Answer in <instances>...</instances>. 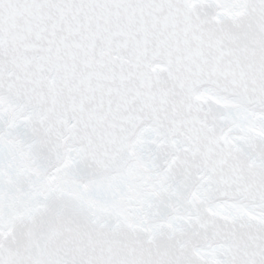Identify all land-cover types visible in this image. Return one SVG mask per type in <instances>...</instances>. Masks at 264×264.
<instances>
[{
  "label": "snow or ice",
  "instance_id": "snow-or-ice-1",
  "mask_svg": "<svg viewBox=\"0 0 264 264\" xmlns=\"http://www.w3.org/2000/svg\"><path fill=\"white\" fill-rule=\"evenodd\" d=\"M0 264H264V0H0Z\"/></svg>",
  "mask_w": 264,
  "mask_h": 264
}]
</instances>
